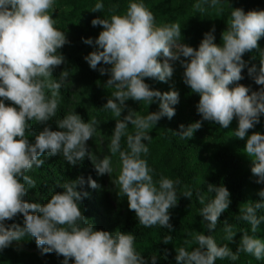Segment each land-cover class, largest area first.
<instances>
[{
  "label": "clouds",
  "instance_id": "clouds-1",
  "mask_svg": "<svg viewBox=\"0 0 264 264\" xmlns=\"http://www.w3.org/2000/svg\"><path fill=\"white\" fill-rule=\"evenodd\" d=\"M54 2L0 0V250L30 236L42 254L62 256V264H69L70 260L72 264H147L134 246L133 234L95 230L83 215L81 201L89 195L85 185L92 189L98 187L91 177L85 180L78 176L58 184L63 191L52 193L43 204L24 199L29 189L36 188V181L26 173L41 168L44 161L40 157L45 154L62 153L71 166L78 165L87 156L98 175L113 172L111 156L96 157L86 144L97 129L96 119L84 122L73 111L56 123L58 130L45 126L38 133L29 123L47 125L56 116L60 81L69 77L68 71L63 70L60 81L52 79L54 69L64 63L58 49L69 43L65 33L55 27L51 14ZM203 3L221 13L224 11L223 0H203ZM193 7L204 11L201 2ZM103 8V3H96L91 11L101 12ZM114 9L115 6L110 9L113 14L109 18L91 20L93 27L101 26L102 30L95 40L82 38L84 44L94 45V50L84 59L90 69L108 75L106 84L115 91L103 107L116 117H122L128 100L144 101L148 105L159 102V111L140 116L129 108L126 115L117 119L109 151L112 155L119 154L120 172L116 183L138 223L146 228L159 225L171 232L169 210L177 204L175 185L179 181L161 176L154 182L152 169L142 155L149 152L144 141L151 140L150 130L161 118L171 120L175 116L179 93L174 89L155 90L145 79L167 83L174 74V64L179 62L183 83L199 96L196 111L201 120L187 127L181 124L176 135L188 140L202 127V121L228 128L235 118L234 136L246 139L244 153L252 162L251 173L257 177V184L264 183V134H248L264 115V50L258 44L264 37V10L245 12L242 8H230L226 30L221 33L222 43L214 42L213 27L204 33L198 47L193 48L182 42L179 23L158 25L143 2L129 3L122 15L115 14ZM253 50L260 55L259 69L255 65L247 67V74L260 86L255 91L238 83L244 79L242 70L247 66L242 57ZM98 65L109 67L98 68ZM129 124L135 127L133 134L126 131ZM28 133L34 136V142L29 141ZM122 137H126L127 150H122ZM207 192L215 194L207 202L200 192L196 195L203 205L200 216L207 230L213 232L219 217L229 208L230 192L223 185L212 184L207 185ZM182 195L190 199L193 193L189 190ZM257 196L259 201L247 204L239 217L251 230L241 232L235 252L228 243L218 245L211 235L197 233L185 241L196 245L191 250L183 246L175 249L176 264H216L218 259L235 261L240 252L256 260L264 259V240L253 235L264 220L257 216V210L264 209V189ZM18 214L23 216V226L5 223ZM223 230L224 239L233 242L237 232L227 220ZM171 240V235H167L162 242L168 244ZM147 259L156 264V256Z\"/></svg>",
  "mask_w": 264,
  "mask_h": 264
},
{
  "label": "trees",
  "instance_id": "trees-1",
  "mask_svg": "<svg viewBox=\"0 0 264 264\" xmlns=\"http://www.w3.org/2000/svg\"><path fill=\"white\" fill-rule=\"evenodd\" d=\"M131 2H143L155 16L156 23L165 24L176 22L181 26L182 42L198 47L204 33L213 27L215 28L214 42L222 43L221 33L226 30V22L231 12L230 8H242L245 12L249 10H264V0H223L224 11L219 12L216 8L209 7L203 0H55L53 19L56 21L55 27L65 33L69 43L58 49V53L64 57V63L56 67L53 71V80L60 81V73L68 71L69 77L62 84L59 90V105L56 116L47 122V125L30 121L34 132L42 131L45 126L51 130H58L56 123L65 115L75 112L80 115L84 122L96 119L99 124L95 132L104 134L108 139L107 149L109 150L112 135L114 133L115 122L127 114L128 109H132L140 116H146L150 112L159 111V102L148 105L146 102L139 103L132 100L126 101L127 108L122 112V117H116L111 110L103 107L108 99H112L115 88L108 86L106 80L108 75H101L98 70L90 69L84 57L94 50V45H87L82 42V38H95L102 30L101 26L93 27L91 20L97 17L109 18L112 12L110 9L115 6V14H124L127 6ZM202 3L204 11H197L193 5ZM96 3H103L101 12L91 11ZM229 5V7H228ZM259 48L264 50V37L259 41ZM247 62V66L242 70L244 79L238 83L250 87L251 90H258L260 86L247 74V67L255 65L259 69V52L253 50L245 53L242 57ZM161 60L163 58L161 57ZM109 67L98 65L99 67ZM174 74L167 83L145 79V82L155 90L161 92L174 89L179 93V102L175 107V116L169 120L161 118L150 130V141H144L149 148L146 156L142 155L152 169L153 180L158 181L161 176L179 181L175 185L177 193V204L169 210L172 231L162 228L159 225L146 228L138 223L134 212L128 208L126 197L118 201L115 208L104 204L102 195H97V189L102 183V175H98L96 183L98 187L92 189L85 185L84 190L89 193L87 198L81 201V211L94 225L95 230H105L113 232L119 230L123 233H131L136 238L135 248L151 264L152 256H156V264H176L175 249L183 246L191 250L196 245L186 244V240H191L197 233L211 235L218 245L228 243L229 248L235 252L242 231L251 230V226L240 219L243 209L249 203L259 201L257 193L264 189V183L257 184L255 177L251 173L252 162L244 153L246 139H238L234 136L237 128V120L234 118L228 128H221L218 124L202 121V127L195 131L191 139H181L175 132L179 131L181 124L187 127L189 124L201 120L196 111L199 101L198 94L192 93L190 88L183 83V69L179 62L174 64ZM78 90L74 91L73 86ZM50 95V93H49ZM6 104L9 102L5 101ZM129 134L135 132V127L128 125ZM260 132L264 134V115H261L260 122L248 131ZM30 142H34L31 133L26 134ZM122 150H127L126 137L121 139ZM120 165L119 154L112 155ZM44 164L39 169H32L27 175L36 181V188L29 189L24 199L27 202L46 203L52 193L61 192L63 189L58 184L68 182L78 176L95 178V168L91 166L89 158L86 156L76 166L69 165L62 153L57 156L47 154L40 157ZM223 185L230 192L229 208L221 214L215 231L209 232L207 224L200 216V204L196 193L200 192L206 197V202L214 198V193L207 192V185ZM192 191L193 195L189 199L182 194L185 191ZM103 194V191H102ZM102 210L101 218L95 215V208ZM257 216L264 218V209L257 210ZM233 227L236 233L233 242L224 239V223ZM6 224L16 223L23 226V216L17 215L13 220H8ZM171 235L172 240L168 244L162 242L163 238ZM264 240V220L258 225V231L253 234ZM27 249L15 248L10 245L8 248L0 250V264H49L41 259L39 253L49 262L56 264L63 257L55 253L42 254L37 248L35 239L25 237L20 241ZM216 264H264V259L256 260L253 256L240 252L239 258L235 261L230 259L217 260Z\"/></svg>",
  "mask_w": 264,
  "mask_h": 264
},
{
  "label": "rangeland",
  "instance_id": "rangeland-1",
  "mask_svg": "<svg viewBox=\"0 0 264 264\" xmlns=\"http://www.w3.org/2000/svg\"><path fill=\"white\" fill-rule=\"evenodd\" d=\"M74 91L78 90V87L75 85L73 86ZM107 143L108 139L104 134H101L99 132H94L92 139L88 140L86 142L90 153H92L94 156L103 158L104 156H109L107 149ZM90 160V159H89ZM91 166L94 165L91 162ZM111 166L113 168V172L108 175L104 174L102 175V183L97 189V195H102V198L104 199V204H107L111 208H115L117 206L118 201H120L123 197V195L120 193L119 185L116 183V180L118 178L119 172H120V165L118 164L115 159H111ZM98 176L97 172H95V178L93 180L97 181L96 177ZM103 191V194H102ZM102 210L100 207L95 208V215L98 216V218H101ZM94 226V225H93Z\"/></svg>",
  "mask_w": 264,
  "mask_h": 264
},
{
  "label": "water",
  "instance_id": "water-1",
  "mask_svg": "<svg viewBox=\"0 0 264 264\" xmlns=\"http://www.w3.org/2000/svg\"><path fill=\"white\" fill-rule=\"evenodd\" d=\"M12 246H14L15 248H23V249H26V250H34V251H36V252H38L37 250H35V249H27L26 247H24L22 244H21V242L19 241V242H12V244H11ZM39 256H40V258L41 259H43V260H45L47 263H49V264H53V263H51V262H49L47 259H45L40 253H39ZM62 260H63V258L58 262V263H56V264H62ZM69 264H72V261L70 260L69 261Z\"/></svg>",
  "mask_w": 264,
  "mask_h": 264
}]
</instances>
